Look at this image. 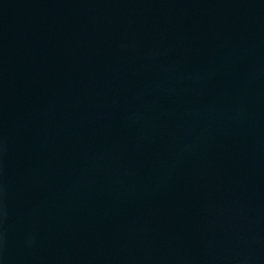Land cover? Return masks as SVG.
Masks as SVG:
<instances>
[{
  "label": "water",
  "instance_id": "1",
  "mask_svg": "<svg viewBox=\"0 0 264 264\" xmlns=\"http://www.w3.org/2000/svg\"><path fill=\"white\" fill-rule=\"evenodd\" d=\"M0 264H264V0H0Z\"/></svg>",
  "mask_w": 264,
  "mask_h": 264
}]
</instances>
